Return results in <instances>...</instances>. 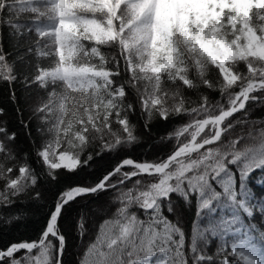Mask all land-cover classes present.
Wrapping results in <instances>:
<instances>
[{
    "label": "snow or ice",
    "instance_id": "obj_1",
    "mask_svg": "<svg viewBox=\"0 0 264 264\" xmlns=\"http://www.w3.org/2000/svg\"><path fill=\"white\" fill-rule=\"evenodd\" d=\"M0 264H264V0H0Z\"/></svg>",
    "mask_w": 264,
    "mask_h": 264
}]
</instances>
